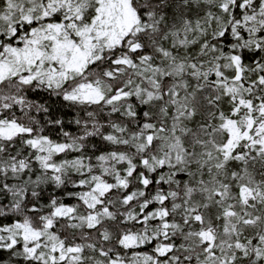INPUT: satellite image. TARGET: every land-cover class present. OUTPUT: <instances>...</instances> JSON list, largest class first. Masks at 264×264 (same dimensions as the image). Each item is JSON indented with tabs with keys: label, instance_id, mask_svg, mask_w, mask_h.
<instances>
[{
	"label": "snow or ice",
	"instance_id": "snow-or-ice-1",
	"mask_svg": "<svg viewBox=\"0 0 264 264\" xmlns=\"http://www.w3.org/2000/svg\"><path fill=\"white\" fill-rule=\"evenodd\" d=\"M0 264H264V0H0Z\"/></svg>",
	"mask_w": 264,
	"mask_h": 264
},
{
	"label": "trees",
	"instance_id": "trees-1",
	"mask_svg": "<svg viewBox=\"0 0 264 264\" xmlns=\"http://www.w3.org/2000/svg\"><path fill=\"white\" fill-rule=\"evenodd\" d=\"M69 119H71V117H68Z\"/></svg>",
	"mask_w": 264,
	"mask_h": 264
}]
</instances>
